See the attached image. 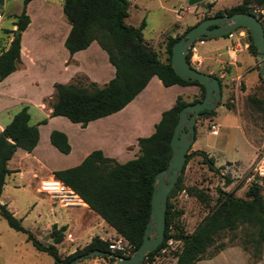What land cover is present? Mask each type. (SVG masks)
<instances>
[{
    "label": "trees",
    "instance_id": "trees-1",
    "mask_svg": "<svg viewBox=\"0 0 264 264\" xmlns=\"http://www.w3.org/2000/svg\"><path fill=\"white\" fill-rule=\"evenodd\" d=\"M28 0H21V8L15 14L11 29L12 35L6 48L0 51V78L17 67L19 58V36L29 18L25 12ZM253 1L264 5V0H240L239 2L214 14H226L235 11H246L254 14L247 6ZM208 6L210 2H205ZM129 0H62V13L69 23V29L64 37L63 44L69 53L84 48L91 40L105 51L108 61L113 66V75L102 84L93 80L81 82L78 78L68 82H53L52 99L50 100L49 115H64L72 122L84 125L88 120L99 117L121 108L146 83L148 78L155 74L163 85L171 83L196 84L199 88L197 96L189 100L180 94L174 102L161 110L160 116L153 124V130L142 136H137L138 152L135 156L124 161H117L113 157L104 155L99 148L88 151L81 160L73 165L52 170L53 175L68 185L87 204L98 213L117 233L129 244V252L121 253L107 247L108 239L93 235L87 243L76 247L67 254L60 256L56 243L63 237L64 225L51 223L50 242H41L29 229L24 227L20 218L12 213L6 205L0 202V216L8 226L25 233V237L32 245L47 252L52 257V264H66L73 256L92 249L105 250L121 255H128L140 242L142 230L149 214V199L154 174L163 168L170 155L169 137L177 119L178 110L188 102L199 99L203 94V85L195 79L182 78L177 75L170 65V47L190 25L186 26L179 35L168 34L164 40L167 52L166 60H161L155 49L142 37L141 29L144 20L140 19L137 25L127 23ZM213 14V15H214ZM223 14V13H222ZM206 17V16H204ZM202 17V18H204ZM264 30V22L260 18ZM247 47L251 54H255L248 30ZM18 28V33H15ZM185 53L189 62V47ZM215 75V74H214ZM217 76V75H215ZM220 89L221 82L217 76ZM220 100L218 99L216 104ZM224 105L232 108V104L225 100ZM262 100L253 95H247V104L256 108H263ZM215 104V105H216ZM214 113V107L200 109L195 119ZM45 121V117L38 122ZM195 133V125H194ZM38 138L36 124L28 122L27 105L22 104L11 118L0 129V191L4 176L10 171L6 166L7 159L16 147L30 151ZM50 143L58 150L67 152L69 143L61 130L52 128L48 133ZM192 153L201 156L207 167L216 171L214 157L205 150L194 148L185 153L181 168ZM181 171L167 194L165 207V223L162 240L155 248L145 253L140 264L150 259L172 237L180 240L178 248L173 250L174 264H190L206 254V248L216 238L225 232L241 229L244 241L243 247L250 244L256 254H260L264 247V175H253L246 186L243 196L236 195L232 190L221 186L215 187L216 195L213 203L201 216L190 231L181 228L175 232L169 231L173 210H171V195L180 188ZM224 184L232 178L223 174ZM187 192L204 199V192L187 187ZM234 233V232H233ZM109 258H113L108 254Z\"/></svg>",
    "mask_w": 264,
    "mask_h": 264
},
{
    "label": "crops",
    "instance_id": "crops-1",
    "mask_svg": "<svg viewBox=\"0 0 264 264\" xmlns=\"http://www.w3.org/2000/svg\"><path fill=\"white\" fill-rule=\"evenodd\" d=\"M5 1L3 0L1 9ZM13 1H16V9L10 13V25L3 27L5 38L0 39V51L6 48L12 35V31L4 28L11 30L15 27L13 24L15 14L21 8V0ZM131 4L135 5L137 2L129 0L128 7ZM61 5L62 0H28L26 2L25 12L29 20L20 31V61L16 68L0 78V129L22 104H26L28 122L32 118L29 123L36 124L38 131L37 141L30 151L16 147L7 159L6 166L10 171L4 176L0 202L17 215L16 209L8 205V201L2 194L19 185L23 187L33 183L35 193H42L46 197V205L50 213L49 219L41 222L39 227L41 238L46 240L43 243L51 240L49 235L51 223L64 225L63 237L57 243L64 242L70 246L68 251H72L87 243L93 235L110 239L118 233L98 213L89 208L77 194L73 203L62 204L51 193L41 190L40 182L59 180L53 175L52 170L78 163L88 151L94 148H99L104 155L113 157L117 161H124L135 156L138 152L137 136L147 135L153 130V124L158 120L161 110L169 107L177 94L186 100L197 96L199 88L193 83L163 85L160 79L152 74L142 88L121 108L90 119L84 125L72 122L64 115H49L53 82L74 81L77 74H82L88 80L102 84L113 75L114 71L105 51L95 40H91L84 48L72 53L68 52L63 40L69 29V23L64 18ZM194 42L195 53L192 56L197 58L195 68L204 66L205 69L199 70L212 73L214 64L206 60L217 58V54L209 55L203 51L199 52ZM202 42L203 39L197 41V43ZM223 102L224 100L221 102L222 105H224ZM233 104L237 116L236 126L241 128V118L237 112L236 102L234 101ZM43 117L45 121L38 122ZM213 117L214 113L195 119V128L197 124L207 121L208 131L216 134L220 125ZM210 122L216 124L215 130L209 129ZM52 128L65 133L69 143L67 152L58 150L50 143L48 133ZM246 140L255 150L254 153H247L248 167L254 161L259 162L263 155L257 156L261 151L248 138ZM241 162L239 158H232L224 160L223 163L228 165L236 163L235 168H232L236 171ZM249 177V174L246 175L247 179ZM8 178L10 185L6 184ZM46 235H48L47 238ZM223 252L224 250L220 249L213 255L199 258L190 264H208L221 259ZM244 264H264V259L250 263L244 262Z\"/></svg>",
    "mask_w": 264,
    "mask_h": 264
},
{
    "label": "rangeland",
    "instance_id": "rangeland-1",
    "mask_svg": "<svg viewBox=\"0 0 264 264\" xmlns=\"http://www.w3.org/2000/svg\"><path fill=\"white\" fill-rule=\"evenodd\" d=\"M132 1L137 4H131L128 7L125 21L137 25L140 19H143L142 37L155 49L161 60H166L167 52L164 48V40L168 34L179 35L186 26L195 23L204 16L213 15L217 10L222 11L240 0H201L193 4H188L187 0ZM207 1L210 2L208 6L205 4ZM247 6L252 10L259 5L250 1ZM15 9L16 1L13 0H6L3 8L0 9V39L5 38L3 27L10 25V13ZM4 29L11 31L8 28ZM240 29L242 32L238 33ZM248 41L245 29L236 27L230 36L225 33L203 38L202 43L194 42L199 52L203 51L209 55L217 54V58H208L206 61L214 64L212 73L220 78L222 86L219 98L221 101L215 105L213 117L220 126L218 132L213 134L206 127L207 121L197 124L195 137L187 151L194 148L207 151L214 157V165L217 166V170H210L197 153H192L188 157L181 171V182L184 187L177 189L170 197L171 210H173L169 225L170 232H175L179 228L190 231L213 203L216 186L232 190L236 195L243 196L252 176L264 175V172L257 170V166L264 168V154H262L264 152V80L258 71L257 57L255 54H251L247 47ZM192 46L193 43L189 47V62L194 66L197 63V58L192 56ZM199 69H205V67L199 66ZM77 78L81 82L86 81L82 74H77L74 80ZM249 94L262 100V109L247 104V95ZM223 100H228L232 104V108L222 105ZM234 101L241 118V128L236 126L237 116L234 111ZM30 121L32 118L29 119ZM246 137L262 152H259L257 156L263 155L259 162L254 161L248 167L246 165L247 153H254L255 150L249 145ZM232 158L242 160L236 171L232 170L236 163L232 165L223 163L224 160ZM223 174L231 176L232 180L228 184H224ZM248 174L250 175L249 179L246 178ZM6 184L10 185L9 178ZM187 187L192 190H202L205 194L204 199L200 200L192 193H188ZM2 195L8 201V205L16 209V216L21 218V224L34 233L39 240L45 242L46 240L41 238L39 232L41 222L50 217L44 194L35 193L34 184L29 183L23 187L19 185L3 192ZM41 196L42 199L39 198ZM233 232L223 233L206 248V254L203 257L211 256L220 249L224 250L221 259L208 264H216V262H218L217 264H244V262L250 263L264 259V247L260 254H256L250 244L243 247L241 229H236ZM117 236L121 235L111 236L110 239ZM45 237L47 238L48 235ZM179 244L180 240L168 238L163 247L156 251L150 259H146L143 264H174L173 250L178 248ZM56 247L60 256L70 252L68 251L70 246L64 242L57 243ZM0 264H52V257L47 252L36 249L26 239L24 232L8 226L5 219L0 216ZM73 264H114V258L91 254L80 258Z\"/></svg>",
    "mask_w": 264,
    "mask_h": 264
},
{
    "label": "water",
    "instance_id": "water-1",
    "mask_svg": "<svg viewBox=\"0 0 264 264\" xmlns=\"http://www.w3.org/2000/svg\"><path fill=\"white\" fill-rule=\"evenodd\" d=\"M201 0H187L193 4ZM3 0H0V9ZM244 26L255 46L258 59V71L264 80V30L260 20L252 13L235 11L229 14H214L191 24L170 47V65L173 71L182 78L195 79L203 85L202 96L181 106L169 137L170 155L166 165L158 170L152 180L149 199V214L144 223L139 244L128 254L121 255L112 251L92 249L73 256L66 264H73L80 258L91 254H108L114 258V264H140L145 253L152 250L162 240L165 223L167 194L181 171L185 153L194 138L195 117L200 109L215 106L220 98V83L212 73L199 70L186 60L188 46L197 39L219 36L232 31L237 26ZM18 33V28H15ZM51 241V240H50Z\"/></svg>",
    "mask_w": 264,
    "mask_h": 264
},
{
    "label": "built area",
    "instance_id": "built-area-1",
    "mask_svg": "<svg viewBox=\"0 0 264 264\" xmlns=\"http://www.w3.org/2000/svg\"><path fill=\"white\" fill-rule=\"evenodd\" d=\"M254 12V15L260 20V18L264 22V5H259L257 8L252 9ZM1 17V14H0ZM234 32V29L226 34L229 36L232 35ZM242 29L238 30V33H241ZM195 41H202V39H197ZM194 42V41H193ZM192 42V43H193ZM191 43V44H192ZM193 49V46H192ZM195 53V51H192V55ZM215 123L210 122L208 127L210 130H215ZM257 170L259 172H264V168H260V166H257ZM41 190H45L55 198H57L62 204H71L74 202V198H76V193L73 191L72 188H70L68 185L63 183L61 180H43L40 182L39 185ZM107 247L111 250H118L121 253H128L129 252V244L125 241V239L122 236L113 237L108 241Z\"/></svg>",
    "mask_w": 264,
    "mask_h": 264
}]
</instances>
